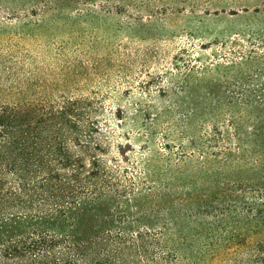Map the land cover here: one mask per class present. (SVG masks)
I'll return each instance as SVG.
<instances>
[{
	"label": "rangeland",
	"instance_id": "374dc122",
	"mask_svg": "<svg viewBox=\"0 0 264 264\" xmlns=\"http://www.w3.org/2000/svg\"><path fill=\"white\" fill-rule=\"evenodd\" d=\"M44 97L99 107L109 164L148 195L178 264L254 259L264 0H0V104Z\"/></svg>",
	"mask_w": 264,
	"mask_h": 264
},
{
	"label": "trees",
	"instance_id": "16d2710c",
	"mask_svg": "<svg viewBox=\"0 0 264 264\" xmlns=\"http://www.w3.org/2000/svg\"><path fill=\"white\" fill-rule=\"evenodd\" d=\"M98 110L84 98L0 104V264L179 263L146 224L148 195L109 164ZM253 258L264 264V240Z\"/></svg>",
	"mask_w": 264,
	"mask_h": 264
}]
</instances>
